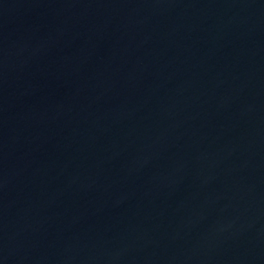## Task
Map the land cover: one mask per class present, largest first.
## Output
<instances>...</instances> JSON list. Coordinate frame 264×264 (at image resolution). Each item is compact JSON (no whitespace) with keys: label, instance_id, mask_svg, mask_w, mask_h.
Returning a JSON list of instances; mask_svg holds the SVG:
<instances>
[{"label":"water","instance_id":"95a60500","mask_svg":"<svg viewBox=\"0 0 264 264\" xmlns=\"http://www.w3.org/2000/svg\"><path fill=\"white\" fill-rule=\"evenodd\" d=\"M0 264H264V0H0Z\"/></svg>","mask_w":264,"mask_h":264}]
</instances>
